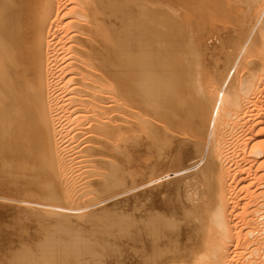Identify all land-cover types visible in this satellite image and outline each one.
<instances>
[{"label":"bare ground","instance_id":"1","mask_svg":"<svg viewBox=\"0 0 264 264\" xmlns=\"http://www.w3.org/2000/svg\"><path fill=\"white\" fill-rule=\"evenodd\" d=\"M0 264H264V0H0Z\"/></svg>","mask_w":264,"mask_h":264},{"label":"rangeland","instance_id":"2","mask_svg":"<svg viewBox=\"0 0 264 264\" xmlns=\"http://www.w3.org/2000/svg\"><path fill=\"white\" fill-rule=\"evenodd\" d=\"M217 40H219L220 41V39H217ZM215 44L217 45V42H215ZM257 224V223H256Z\"/></svg>","mask_w":264,"mask_h":264}]
</instances>
